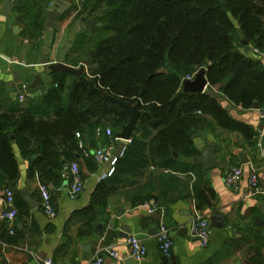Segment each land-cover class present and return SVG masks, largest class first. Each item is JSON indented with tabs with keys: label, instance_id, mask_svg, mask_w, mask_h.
I'll use <instances>...</instances> for the list:
<instances>
[{
	"label": "trees",
	"instance_id": "16d2710c",
	"mask_svg": "<svg viewBox=\"0 0 264 264\" xmlns=\"http://www.w3.org/2000/svg\"><path fill=\"white\" fill-rule=\"evenodd\" d=\"M41 7L38 0L22 6L27 37L44 31ZM85 12L101 27L78 34L69 56L75 57L74 68L86 59V72H50L40 107L0 109L2 186H13L19 177L13 145L29 160L30 177L58 188L66 164L81 157L90 164L88 149L112 144L128 117L103 93L137 105L143 115L113 174L99 182L79 216L94 219L96 209L121 192L139 204L156 193L165 198V178L181 173L179 159L198 155L193 141L200 131L233 127L252 138L216 99L184 93L182 83L203 69L209 88L231 104L264 109V66L241 51L243 41L264 51V0H85L75 19ZM63 101L66 107L45 113ZM106 129L112 137L105 138Z\"/></svg>",
	"mask_w": 264,
	"mask_h": 264
},
{
	"label": "crops",
	"instance_id": "0c3cea01",
	"mask_svg": "<svg viewBox=\"0 0 264 264\" xmlns=\"http://www.w3.org/2000/svg\"><path fill=\"white\" fill-rule=\"evenodd\" d=\"M4 1L0 0V10ZM26 1L29 0H10L9 16L0 15V109L20 104L21 107H40L42 100L37 103V96H42V92L39 88L51 80L46 66L62 63L72 67L75 57L69 56V51L76 36L87 30L82 21L87 20V15H82L78 24L74 23L81 10L77 1L65 9L53 28H46L48 9L63 6L65 0H38L42 6L39 10L44 31L36 38L29 34L27 37L22 15ZM241 51L244 53V48ZM247 56L264 66V59L252 51ZM37 75L42 78L37 96L30 97L32 104L23 106L27 99L23 89L30 86ZM22 94L25 99L20 103ZM220 99L218 103L227 116L235 126L245 127L252 133L251 139L233 127L213 126L200 131L193 141L198 155L179 159L181 173L165 178L163 191H169L165 198L163 193H156L153 199L139 204L131 199L129 192H121L110 197L106 207L97 208L94 219L79 216L77 212L89 205L101 176L107 171V165L98 162L95 156V152L104 147L88 149L92 157L90 164L82 157L74 161L84 182V189L76 199L69 198L70 181L65 175L58 188L48 186L56 210L55 218L51 219L41 208L39 180L28 175L29 160L23 159L18 147L13 145L19 177L13 186L3 187L13 192L17 218L12 227L0 220V264H44L46 260L53 264H89L96 256H104L106 264H264V125L259 110L235 106L221 94ZM66 106L63 101L45 113L53 115ZM104 136L107 137L105 133ZM111 145L116 156L126 142L115 136ZM210 146H215L214 158L219 165L205 171L196 159ZM240 154L248 160L246 165H241ZM234 167L243 168L237 191L224 183L225 174ZM251 169L259 178L260 194L256 196L249 193ZM169 195L173 196V201ZM25 197L36 204L34 209ZM6 209L5 200L0 199V214ZM19 209L22 210L20 216ZM195 216L204 217L210 223V241L205 248L189 233ZM217 216L222 219L214 222L217 227H211V218ZM122 226L130 230L127 237L121 233ZM161 226L169 230L173 240L172 257L168 260L163 259L158 250L157 235ZM131 236L138 238L147 249V256L141 262L129 257L127 240ZM11 239L14 241L10 242ZM108 252H115L119 261L109 257Z\"/></svg>",
	"mask_w": 264,
	"mask_h": 264
},
{
	"label": "built area",
	"instance_id": "2783aa9c",
	"mask_svg": "<svg viewBox=\"0 0 264 264\" xmlns=\"http://www.w3.org/2000/svg\"><path fill=\"white\" fill-rule=\"evenodd\" d=\"M85 0H77L79 4ZM253 54L264 59V51H258L257 49L252 48ZM197 73L190 76H186L183 81H192ZM25 88L23 89V92ZM25 95L22 94L19 96V102L23 103ZM259 117L264 125V109H259ZM107 137H112L113 134L110 129L104 131ZM97 136H101L103 133L100 130L96 131ZM78 138L79 135L76 134ZM130 142V141H129ZM129 142H126L128 144ZM125 146L121 149V153L118 156L113 155V146L110 144L103 149L97 150L95 152L96 159L101 164L107 165V171L101 176L100 181L106 178L111 177L114 172V166L118 157H121L123 154ZM62 175H65L69 178L70 184L68 188V195L71 200L76 199L84 189L83 177L80 173V169L77 163L66 164L62 169ZM243 177V168L234 167L229 170L224 176L225 185L233 190H239L240 181ZM249 189L250 196H256L260 194L259 190V178L257 172L254 169H251V175L249 177ZM39 195L41 208L46 216L49 218H55L56 210L53 207L51 195L48 189V186L40 184L39 185ZM0 199H4L7 204V209L0 214V220L5 221L9 226H13L17 218V210L14 206V195L13 192L0 184ZM148 207V205H145ZM151 212V210H149ZM189 233L192 237L196 238L199 241V244L202 248H205L210 241L211 228L209 220L201 217L195 216L189 225ZM157 244L158 250L161 257L165 260H168L172 257L173 252V240L169 230L161 226L157 235ZM127 245L129 248V257L136 262H141L147 256V249L144 244L136 237L131 236L127 240ZM108 256L113 260L119 261V257L115 252H108ZM44 264H53L51 260H46ZM89 264H106L104 256H96Z\"/></svg>",
	"mask_w": 264,
	"mask_h": 264
},
{
	"label": "water",
	"instance_id": "95a60500",
	"mask_svg": "<svg viewBox=\"0 0 264 264\" xmlns=\"http://www.w3.org/2000/svg\"><path fill=\"white\" fill-rule=\"evenodd\" d=\"M77 0H65L64 5L58 8H49L48 9V16L47 20L45 22L46 28H53L55 25V22L57 19L63 14L65 9L69 6H71L72 2ZM11 10V2L10 0H5L1 10L0 15L3 17L9 16ZM109 12V10H108ZM82 21L85 23V26L87 29H91L94 26L101 27V24L96 23L94 19H82ZM17 32L18 29H15ZM242 45L244 46V54H249L252 51V48L247 44V42L243 41ZM93 55V52H90L88 57H91ZM87 66V60L83 59L81 60L80 66L78 68H72L70 66H67L62 63L57 64H49L46 66L47 72H59L62 74H70L74 76H80L83 74L85 67ZM42 83V78L40 75H37L34 77L33 82L25 88V92L28 96H33L37 93L38 88L40 87ZM183 92L184 93H201L205 94L206 96L216 99L217 101H221L220 94H218L216 91L208 88L207 81L205 79V70L201 69L197 72L194 79L192 81H183ZM103 97L108 100L109 102L119 106L124 112H126L128 117L127 124L122 128L121 132L116 135V138L119 140H122L124 142H129L136 131V127L138 124V121L142 117L143 113L139 111L137 105H131L127 102H124L122 100L113 98L106 93H103ZM253 110H259L258 105L254 104L252 106ZM214 151L215 146H210L209 148L203 150L200 154V156L196 159V162L203 167L205 171L212 170L216 168L219 163L214 158ZM122 151L120 150L116 156H118ZM241 158V165H246L248 163V160L245 159V157L240 154ZM174 157L176 158L177 155L174 154ZM169 199L173 201V196L169 195ZM24 200L29 204L31 209H34L36 207V204H34L29 198H24ZM221 217H212L211 218V227H217V225L214 223L217 220H221ZM101 228V226H98V229ZM121 233L124 237H127L130 234V230L126 226L121 227Z\"/></svg>",
	"mask_w": 264,
	"mask_h": 264
},
{
	"label": "rangeland",
	"instance_id": "374dc122",
	"mask_svg": "<svg viewBox=\"0 0 264 264\" xmlns=\"http://www.w3.org/2000/svg\"><path fill=\"white\" fill-rule=\"evenodd\" d=\"M85 16L87 15L86 13L84 14ZM75 24H78L79 23V21H78V19H76V21L74 22ZM86 67H85V70H84V72H86ZM50 82V81H49ZM49 82L48 83H45L44 85H42L40 88H39V91L40 92H42V90H43V88H46L47 86H48V84H49ZM42 84V83H41ZM38 92V91H37ZM37 94V93H36ZM33 95V96H28L27 94H26V97H27V99H26V102H25V104H23V106L24 105H29V104H32L31 103V100H30V97H35V96H37V95ZM39 99H38V101H37V103H40V101H41V96L39 95V96H37ZM37 103H35V105L37 104ZM20 105H22V104H20ZM19 105V106H20Z\"/></svg>",
	"mask_w": 264,
	"mask_h": 264
}]
</instances>
